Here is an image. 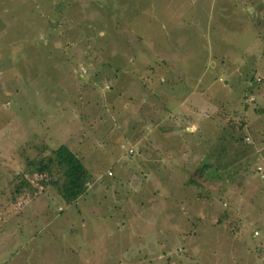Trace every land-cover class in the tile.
<instances>
[{"label":"rangeland","instance_id":"rangeland-1","mask_svg":"<svg viewBox=\"0 0 264 264\" xmlns=\"http://www.w3.org/2000/svg\"><path fill=\"white\" fill-rule=\"evenodd\" d=\"M0 264H264V0H0Z\"/></svg>","mask_w":264,"mask_h":264},{"label":"trees","instance_id":"trees-1","mask_svg":"<svg viewBox=\"0 0 264 264\" xmlns=\"http://www.w3.org/2000/svg\"><path fill=\"white\" fill-rule=\"evenodd\" d=\"M32 169V171H37L38 174L42 172V169H45L48 174L49 172H59L62 179L58 191L66 201L73 200L83 191L86 171L80 159L65 144H58L51 150L45 160L38 159L35 170L33 167Z\"/></svg>","mask_w":264,"mask_h":264},{"label":"built area","instance_id":"built-area-1","mask_svg":"<svg viewBox=\"0 0 264 264\" xmlns=\"http://www.w3.org/2000/svg\"><path fill=\"white\" fill-rule=\"evenodd\" d=\"M131 147L128 148V152L131 151ZM255 169L257 170V172H260V175H262V169H261V166L260 165H256L255 166ZM253 234H256V230L253 231Z\"/></svg>","mask_w":264,"mask_h":264},{"label":"crops","instance_id":"crops-1","mask_svg":"<svg viewBox=\"0 0 264 264\" xmlns=\"http://www.w3.org/2000/svg\"><path fill=\"white\" fill-rule=\"evenodd\" d=\"M254 231V230H253ZM253 233V232H252Z\"/></svg>","mask_w":264,"mask_h":264}]
</instances>
